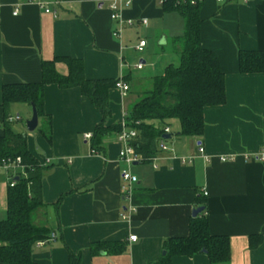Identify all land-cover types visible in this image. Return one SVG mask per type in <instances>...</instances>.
Masks as SVG:
<instances>
[{
  "label": "crops",
  "instance_id": "1",
  "mask_svg": "<svg viewBox=\"0 0 264 264\" xmlns=\"http://www.w3.org/2000/svg\"><path fill=\"white\" fill-rule=\"evenodd\" d=\"M28 1L0 0V92L4 85L38 83L40 63L56 56L81 60L89 80L129 77L128 87L179 62L183 18L175 11L164 13L158 0H133L121 7L120 18L134 24L119 37L112 34L117 29L110 19L112 0H38L43 8ZM200 3V43L219 61L225 89V105L204 110L202 137H180L178 122L169 121L170 153L158 151L149 162L127 167L118 159L116 135L104 140L102 153L91 154L90 140L83 137L92 134L101 116L77 89L44 88L51 146L36 130L27 132L30 106L9 107L29 154L39 163L50 160L41 180L44 206L36 212L35 225H44L54 238L33 247L36 263L68 264L69 251L80 254L79 264H151L161 257L163 241L187 236L201 198L210 234L228 240L225 264H264V163L249 159L264 148V74L241 75L237 65L239 50L264 51V0ZM141 40L145 48L138 53L134 47ZM55 70L67 75L64 64L56 63ZM134 99L130 92L122 99L112 89L108 124H120ZM2 117L0 109V135ZM123 171L137 180L128 199L120 194ZM0 178L1 221L7 199ZM132 235L134 242L128 240ZM102 242H126V252L92 257L89 246ZM170 264L209 262L199 254L176 256Z\"/></svg>",
  "mask_w": 264,
  "mask_h": 264
},
{
  "label": "trees",
  "instance_id": "2",
  "mask_svg": "<svg viewBox=\"0 0 264 264\" xmlns=\"http://www.w3.org/2000/svg\"><path fill=\"white\" fill-rule=\"evenodd\" d=\"M200 7V2L191 5L189 0L163 2L164 13L175 11L184 21V35L178 40L181 46L179 64H170L160 75L131 84L128 88L135 99L124 113L123 121L127 128L135 131L136 137L131 145L141 157L140 163L149 162L157 155L158 140L163 139L167 122H178L177 135L180 137H202L204 110L225 105L224 75L219 61L200 43ZM237 60L239 74H264V51L239 50ZM56 63L66 66V76L56 72ZM40 65L38 83L4 85L0 92V109L3 114L0 162L18 157L24 169L23 173L18 172L12 187L6 186V217L0 221V264H38L33 260L32 249L38 242L47 241L51 236V231L44 225H35L36 212L44 206L41 180L43 172L48 168L40 166L29 154L26 140L14 130L15 121L8 122L9 107L14 104L33 106L40 124L36 131L51 146L52 124L43 109L44 88L55 85L60 90L77 89L101 116L90 135V148L94 152L102 153L104 140L121 131V123L108 124L111 116L109 92L114 89L118 79H86L82 61L68 56H56L52 61H42ZM122 81L128 85L130 79L127 77ZM197 202L199 208L204 210L190 219L187 236L163 241L161 251L165 254L151 264H170L176 256L191 258L199 254L207 256L209 264L227 263L228 240L210 234L205 201L198 198ZM88 249L92 257L102 252L117 256L126 252L127 243L102 242L91 244ZM67 256L68 264L80 263V254L68 251Z\"/></svg>",
  "mask_w": 264,
  "mask_h": 264
},
{
  "label": "built area",
  "instance_id": "3",
  "mask_svg": "<svg viewBox=\"0 0 264 264\" xmlns=\"http://www.w3.org/2000/svg\"><path fill=\"white\" fill-rule=\"evenodd\" d=\"M132 1L133 0H112V2L110 3V6H109L110 19L115 21V23L117 25V29L112 32L114 37H119V32L125 26H133L134 22L132 20H125L124 21L122 18H120L119 12H118V10L121 7L131 5ZM164 1L165 0H158V3H160V5H162ZM215 1L221 2V0H215ZM189 2L191 3V5H195L196 3L200 2V0H189ZM28 3L34 4V5H37L41 8H43V5L38 0H29ZM0 12H1V7H0ZM45 12L48 13L49 11L46 10ZM17 14H18V10L15 9L13 12V16H16ZM139 23L144 25L145 20H140ZM144 46H145V41L141 40L140 42H138V44L134 48H135L136 52L141 53L143 51V49L145 48ZM136 69H138V70L141 69V65H137ZM128 88H129L128 85H126L121 79H118V81L115 83V86H114V89L120 93V97L122 99L127 97ZM123 118H124V113L121 116V120H120L121 131L119 134L116 135V137H117V139L121 145V149H120V152L118 154V159L122 163H124L127 167H129L136 162H140L141 157L135 153V151L133 150V147L131 145V142L136 137L135 131L132 129H129L125 126V122L123 121ZM12 121H17V117H14V118L10 117V119H8V122H12ZM163 134L169 135V130L167 128H165L163 130ZM83 138L90 140L91 137H90V134H86V135H84ZM166 143H167L166 140L159 139L158 144H157V150H159L160 152H163V153H170L171 150H169ZM198 149H199L198 150L199 154L203 155L204 149L203 148L201 149L200 147H198ZM90 152L93 155L97 154L92 149L90 150ZM249 159L253 162H256V163H262V162L264 163V148H262V150L259 151L258 153H256L255 155L251 156ZM188 160H181V163L185 164L188 162ZM221 161L224 162L225 160L222 158ZM49 163H50L49 159H44L43 161H41L39 163V165L45 167V166L49 165ZM67 163L70 164V162H67ZM23 171H24V169L21 166V160L18 157L11 158V159H4L0 162V175H2L4 177L6 186L12 187L14 185L15 178H17L18 172L23 173ZM120 181H121V186H120L121 196H123L126 199L130 198V194L132 192L133 186L137 182L136 178L133 175H131L130 172L123 171L120 174ZM204 195H206V193H204ZM53 238L54 237L51 235L47 241L38 242L35 246L38 248H41L47 242L52 241ZM128 240L130 242H134L136 239H135V236L132 235L131 237L128 238Z\"/></svg>",
  "mask_w": 264,
  "mask_h": 264
},
{
  "label": "water",
  "instance_id": "4",
  "mask_svg": "<svg viewBox=\"0 0 264 264\" xmlns=\"http://www.w3.org/2000/svg\"><path fill=\"white\" fill-rule=\"evenodd\" d=\"M30 110H31V117H30L29 120H27L25 122V125H26L27 132L32 133V132H34L37 129L38 124H37V113H36V110H34L33 106H30ZM163 139L164 140H170L171 136L165 134L163 136ZM203 210H204L203 208L194 209L193 212H192V217H195L196 215L200 214L201 212H203ZM162 254L164 255L165 253L162 252Z\"/></svg>",
  "mask_w": 264,
  "mask_h": 264
},
{
  "label": "rangeland",
  "instance_id": "5",
  "mask_svg": "<svg viewBox=\"0 0 264 264\" xmlns=\"http://www.w3.org/2000/svg\"><path fill=\"white\" fill-rule=\"evenodd\" d=\"M173 58H174V57H173ZM178 63H179V62H177V63H174L173 65H175V66H176V65H178ZM0 176H2V175H0ZM0 179H1V178H0Z\"/></svg>",
  "mask_w": 264,
  "mask_h": 264
}]
</instances>
